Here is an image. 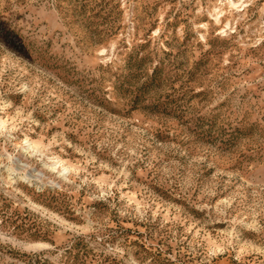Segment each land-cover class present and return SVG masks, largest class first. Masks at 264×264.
<instances>
[{
	"label": "rangeland",
	"instance_id": "374dc122",
	"mask_svg": "<svg viewBox=\"0 0 264 264\" xmlns=\"http://www.w3.org/2000/svg\"><path fill=\"white\" fill-rule=\"evenodd\" d=\"M0 264H264V0H0Z\"/></svg>",
	"mask_w": 264,
	"mask_h": 264
}]
</instances>
